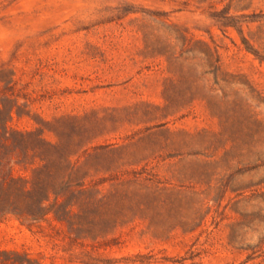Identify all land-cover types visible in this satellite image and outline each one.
<instances>
[{
    "label": "rangeland",
    "instance_id": "rangeland-1",
    "mask_svg": "<svg viewBox=\"0 0 264 264\" xmlns=\"http://www.w3.org/2000/svg\"><path fill=\"white\" fill-rule=\"evenodd\" d=\"M0 264H264V0H0Z\"/></svg>",
    "mask_w": 264,
    "mask_h": 264
}]
</instances>
